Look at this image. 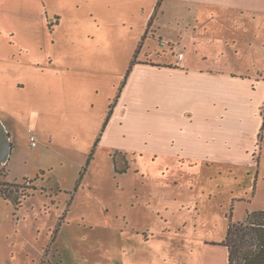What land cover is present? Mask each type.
I'll use <instances>...</instances> for the list:
<instances>
[{
  "label": "rangeland",
  "instance_id": "obj_1",
  "mask_svg": "<svg viewBox=\"0 0 264 264\" xmlns=\"http://www.w3.org/2000/svg\"><path fill=\"white\" fill-rule=\"evenodd\" d=\"M137 1L91 14L96 0H0L12 142L0 191L22 201L0 198V264H228V228L264 211V0L216 17L238 50L224 63L261 80L241 161L200 163L161 155L135 124L106 128L140 39Z\"/></svg>",
  "mask_w": 264,
  "mask_h": 264
},
{
  "label": "crops",
  "instance_id": "obj_2",
  "mask_svg": "<svg viewBox=\"0 0 264 264\" xmlns=\"http://www.w3.org/2000/svg\"><path fill=\"white\" fill-rule=\"evenodd\" d=\"M96 1L91 14L116 6V0ZM250 3L254 5L255 0L137 1L143 13L140 39L106 128L112 121L118 122L120 129L135 124L140 135L145 132L150 137V145L158 153L174 159L241 161L245 153L244 142H240L243 110L251 98V87L261 79L229 69L224 63L230 58L229 51L237 55L238 50L233 38L219 34L222 26L216 17L228 19L229 10L239 11ZM176 54H182L183 59L179 61ZM10 129L0 116V162L7 159L11 148Z\"/></svg>",
  "mask_w": 264,
  "mask_h": 264
},
{
  "label": "trees",
  "instance_id": "obj_3",
  "mask_svg": "<svg viewBox=\"0 0 264 264\" xmlns=\"http://www.w3.org/2000/svg\"><path fill=\"white\" fill-rule=\"evenodd\" d=\"M112 160L115 173L125 174L128 166L119 170L115 156ZM0 198L9 202L15 210L19 209L22 202L1 191ZM225 247L228 264H264V211L247 214L242 223L231 225L227 231Z\"/></svg>",
  "mask_w": 264,
  "mask_h": 264
},
{
  "label": "built area",
  "instance_id": "obj_4",
  "mask_svg": "<svg viewBox=\"0 0 264 264\" xmlns=\"http://www.w3.org/2000/svg\"><path fill=\"white\" fill-rule=\"evenodd\" d=\"M176 57H177V59L179 61H181L183 59V55L182 54H176ZM29 142H30L31 145H33L35 143V137L31 133H29Z\"/></svg>",
  "mask_w": 264,
  "mask_h": 264
},
{
  "label": "water",
  "instance_id": "obj_5",
  "mask_svg": "<svg viewBox=\"0 0 264 264\" xmlns=\"http://www.w3.org/2000/svg\"><path fill=\"white\" fill-rule=\"evenodd\" d=\"M2 133H3L4 141H6L7 140V135L5 134V132L3 131V129H2Z\"/></svg>",
  "mask_w": 264,
  "mask_h": 264
}]
</instances>
